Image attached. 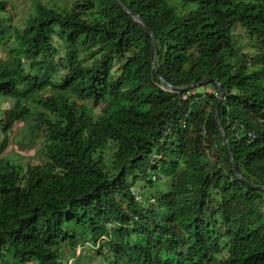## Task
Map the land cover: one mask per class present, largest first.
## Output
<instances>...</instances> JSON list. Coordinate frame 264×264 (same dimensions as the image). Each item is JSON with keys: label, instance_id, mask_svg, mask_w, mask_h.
I'll return each mask as SVG.
<instances>
[{"label": "trees", "instance_id": "1", "mask_svg": "<svg viewBox=\"0 0 264 264\" xmlns=\"http://www.w3.org/2000/svg\"><path fill=\"white\" fill-rule=\"evenodd\" d=\"M26 1L22 25L0 16V98L45 136L39 164L0 159V264H264V0Z\"/></svg>", "mask_w": 264, "mask_h": 264}, {"label": "rangeland", "instance_id": "2", "mask_svg": "<svg viewBox=\"0 0 264 264\" xmlns=\"http://www.w3.org/2000/svg\"><path fill=\"white\" fill-rule=\"evenodd\" d=\"M1 1V0H0ZM8 4L9 12L4 14L0 13V16L9 17L12 26H20L22 25L29 15L33 11V5L30 1L26 0H2ZM75 0H43V3L50 8H54L56 10L62 11L64 9L70 10ZM190 8V7H189ZM179 12H184L185 9L178 7ZM7 28V27H6ZM9 30V29H8ZM239 38H241L240 49L241 52L250 53L252 55L257 52L252 46H255L256 43L248 37V35L240 31ZM5 56V54L3 55ZM119 67L116 66L115 69ZM52 93V92H51ZM51 93H44V97L49 96ZM195 94V92H193ZM204 94H215L214 88L208 87ZM207 99V97H205ZM39 99V97H36ZM30 108L32 113L38 112H46L44 108L40 105V103H28L27 105ZM16 110V103L10 99H1L0 98V119L5 120V123L10 127L8 132V142L7 145L1 149L0 148V159L5 158L9 159L12 162L22 165L23 167H27L29 165L39 164L40 158V148L44 143L45 133L42 131L41 133H35V137L37 140H31L29 137V131H27V126L24 122L18 121L14 117V111ZM1 136V134H0ZM112 150H107L106 162L111 170L112 164ZM143 183H139L136 188L140 190V194L145 197H152V194H156L159 190L167 191L168 187L164 182L155 183L153 187H143ZM264 209V208H263ZM81 246V245H80ZM97 248H89L84 249V251L80 254V257L76 260H70V264H105L104 261L98 256ZM81 248L78 249L80 252ZM68 251V250H67ZM66 251V254L68 253ZM208 262V261H206Z\"/></svg>", "mask_w": 264, "mask_h": 264}, {"label": "water", "instance_id": "3", "mask_svg": "<svg viewBox=\"0 0 264 264\" xmlns=\"http://www.w3.org/2000/svg\"><path fill=\"white\" fill-rule=\"evenodd\" d=\"M117 2L121 4L120 0H117ZM129 14H131L130 11H127ZM134 17L138 18V23L139 25H141L145 30L146 32L150 35L151 39H152V65H153V69L155 70V72L157 74H159V71H158V68H157V64H156V39L153 35V33L151 32V30L148 28V26L146 25L145 21L143 20V18L137 16L136 14H134ZM213 82L212 79H206L198 84H193L191 86H188V87H185V88H175L174 86H172L171 84L167 83L166 81H164V83L166 84V86L169 88L170 92L172 93H181V92H184V91H187L189 90L190 88H198V87H201L203 85H207L209 83ZM219 86V104H218V110H217V115H216V120H217V123H219V111H220V107H221V104H222V100H223V88L222 86L220 85V83L217 84ZM221 132H222V136L224 138V141L225 143L229 146V150L232 154V149H231V146H230V142L227 138V136L224 134V132L222 131L221 129ZM233 163H234V168L236 170V172H238V166L235 162V159L233 157ZM242 178V177H241ZM262 190H264V188H261Z\"/></svg>", "mask_w": 264, "mask_h": 264}, {"label": "built area", "instance_id": "4", "mask_svg": "<svg viewBox=\"0 0 264 264\" xmlns=\"http://www.w3.org/2000/svg\"><path fill=\"white\" fill-rule=\"evenodd\" d=\"M133 197L136 199L138 202H143L144 201V196L140 194V190L137 188H132L131 189Z\"/></svg>", "mask_w": 264, "mask_h": 264}, {"label": "crops", "instance_id": "5", "mask_svg": "<svg viewBox=\"0 0 264 264\" xmlns=\"http://www.w3.org/2000/svg\"><path fill=\"white\" fill-rule=\"evenodd\" d=\"M78 253H80V252H78Z\"/></svg>", "mask_w": 264, "mask_h": 264}]
</instances>
